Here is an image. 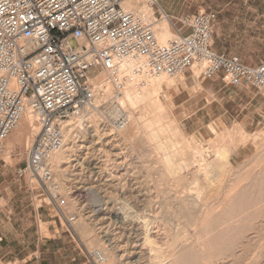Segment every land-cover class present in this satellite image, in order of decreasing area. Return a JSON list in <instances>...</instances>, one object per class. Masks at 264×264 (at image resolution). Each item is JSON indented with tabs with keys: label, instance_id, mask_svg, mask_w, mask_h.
<instances>
[{
	"label": "rangeland",
	"instance_id": "obj_1",
	"mask_svg": "<svg viewBox=\"0 0 264 264\" xmlns=\"http://www.w3.org/2000/svg\"><path fill=\"white\" fill-rule=\"evenodd\" d=\"M165 1L167 2L165 10L168 12L163 11L160 16L157 8L154 7L152 8L154 15H151L148 8L149 14L148 18L144 19L145 23L161 21L163 14H166L170 21V31L175 34L171 27L175 24L179 28L182 18L197 12L214 11L217 13V25L213 36L215 50L236 56L247 65H254L264 60V0ZM129 2L130 0H127V3ZM147 4L148 0H141L138 9L134 10L140 18H143L141 8ZM152 28L157 35L154 24ZM193 71L194 76L197 77L199 71L195 67ZM182 78L181 74L167 78L157 95L166 111L164 122L175 124L177 134H181V138L176 136L181 140L183 138L179 147L167 150L170 152V156L167 155L171 157L170 159L164 154L165 140H162L165 141L164 144H158L157 147V144L148 142L149 128L146 125L140 126L146 124V119H143L144 115H148V110L144 109L146 104L141 101L136 105L123 103L129 122L132 123L134 119L136 123L141 122L133 131L138 132L130 136L131 138L125 134L131 127L130 124L114 138L111 134L100 133L99 140L91 134L84 135L79 125V138L77 137L73 144L75 151L74 149L72 151L81 159L86 158L83 161V173L81 171V177L76 175L80 172L76 161L61 166L65 170L64 185H61L68 189L65 194L71 192L67 197L69 207L66 214L77 215L71 226L64 225L62 220L54 217L53 211L48 210L46 204L39 201L41 198L35 197L40 192L37 184H34L36 190L31 194L26 179L16 176L15 170L25 163L28 144L26 145L24 141L26 134H30V130L26 132L23 126L18 127L19 131L22 129L24 136L15 145L11 160L7 162L9 167L6 168L10 175L8 180L13 194L9 201H0V211H2L0 232L4 235L0 264H32L35 256H38L41 264H46L54 243L55 250L65 254L88 256V252L92 249H98L105 255L108 248L103 242L104 239L100 238L103 233H98V227L101 225L94 226L90 221L82 219L88 216L86 214L88 210L95 207L92 205L96 204L99 207L102 199L106 202L115 200L114 208L119 210L118 215L128 218L131 223L135 221L133 227L148 226L143 229L150 241L144 242L143 251L149 258H153L149 262L145 260L144 264H173L171 259L170 263L164 259L165 250L169 248L172 239L177 243L179 242L177 240H180L186 246L183 257L185 264L188 262V264L190 262L264 264V128L257 133L245 135L246 139L241 136L239 137L241 139H237L238 137L233 141L227 139L208 148L203 147V144H209L216 137V131L211 127L209 130L212 133L208 134L185 131L177 121L176 113L172 108L170 91ZM168 80L170 82H167ZM172 81H175V85H168ZM98 121H101V118L98 117ZM16 131L9 139L15 136ZM191 136L194 140L191 139L192 142H189ZM97 141L100 144H95ZM86 147H89V152L84 157ZM99 149L101 152L104 151L102 154L105 153L106 156L101 154L104 166L95 169L96 161H93L95 158L92 156L98 153ZM117 153L121 154L116 156ZM74 158L75 156H72V159ZM98 170L100 172L96 173ZM223 198L225 199L221 203L225 204H220L221 206L213 211L211 217L201 224L197 223L195 216L192 215L194 209L187 208V210L183 206V202L190 199L201 214L206 210L207 205H213ZM116 203H119L118 206ZM138 210H144V213L140 215L136 214L137 212L134 214L127 212ZM115 215L98 214L96 219H102V226L108 225L104 231L109 238L116 232L117 225H113L115 220L117 222ZM131 233V230L125 229L123 238H120V245L125 243V237ZM53 236L56 238L51 239ZM58 236L60 241H57ZM142 242L143 240L139 241V244ZM152 250L160 251L156 253L157 251ZM110 257L111 262L105 264H123L111 254Z\"/></svg>",
	"mask_w": 264,
	"mask_h": 264
},
{
	"label": "built area",
	"instance_id": "obj_2",
	"mask_svg": "<svg viewBox=\"0 0 264 264\" xmlns=\"http://www.w3.org/2000/svg\"><path fill=\"white\" fill-rule=\"evenodd\" d=\"M125 1L0 0V154L30 110L38 131L15 174L26 179L31 194L38 185L35 197L64 225L71 226L77 215L66 214L71 192L65 194L50 159L66 142V122L76 120L86 136L117 137L129 124L121 101L128 85L174 78L194 67L200 78L220 72L227 85L264 93V60L247 65L213 48L216 12L182 18L181 28L160 44L152 25L123 6ZM148 4L161 16L159 0ZM102 73L105 80L98 82ZM88 257L103 264L98 249ZM32 264H41L38 256Z\"/></svg>",
	"mask_w": 264,
	"mask_h": 264
},
{
	"label": "bare ground",
	"instance_id": "obj_3",
	"mask_svg": "<svg viewBox=\"0 0 264 264\" xmlns=\"http://www.w3.org/2000/svg\"><path fill=\"white\" fill-rule=\"evenodd\" d=\"M127 3V0L123 3V6H125L126 8L134 11L136 9H138V5H140L141 3V0H130L129 3ZM147 6V7H146ZM148 8L150 9L151 11V15H154V12L151 8V6L149 4L147 5H144V7L141 8V11L142 12V15L141 18L143 21L144 19L147 17V15L149 14V10ZM141 13V12H140ZM148 18V17H147ZM146 18V19H147ZM145 19V20H146ZM155 22V23H154ZM154 22H150L149 24L155 26L154 29H156L157 31V39H158V42L160 44H165L169 38H171L170 36H174V33H172L170 31V21H169V18L167 17L166 14H163L162 16V20L159 21V20H155ZM199 74V73H198ZM181 76L183 77V74H181ZM198 77V76H197ZM98 82H103L105 80V76L102 74L98 75L97 78ZM167 80V77L165 76H161V77H157V78H154L152 80H149L144 86H139V87H135V86H131V85H128L125 90L123 91V94H122V99L121 101L124 103H130V104H133V105H136V103L138 102H143L146 104V106L144 107V109L146 108L148 110V116L146 118V116L144 115V119L146 121V124H140L139 122L136 123V119H132L133 122H129V124L131 125V127H129V129H127V131L125 132V134H127L126 136H128L129 138H131L130 136H132L133 134H135V132H138V131H135L133 132L134 130H136L138 128V124H140V126H144L146 125L148 128H149V134L148 135V142L153 143V144H157V146H159L160 144H164L165 142V146H164V150L166 151L164 154L167 156L169 155L170 156V152L167 151L168 149H171V148H177L179 147L178 145L181 143L182 140L180 139L181 138V134L178 135V130L176 129L175 127V124H172V123H165L164 122V119H165V116H166V111L164 110V107L162 105V103L160 102L161 100H159V98L157 97L158 95V92H160L159 90H161L163 88V86L165 85L164 82H166ZM167 82H170L169 80ZM173 82V83H172ZM171 83H168V85L170 86H174L175 85V81H172ZM164 84V85H163ZM167 84V83H166ZM98 102L97 100L94 101V105L97 106L98 105ZM144 114V113H143ZM146 114V113H145ZM141 118H142V115H141ZM139 118V119H141ZM131 120V118H130ZM76 120H73V121H68L65 123V138H66V142L65 144L63 145V147L53 153L51 155V159H50V162L52 164V169L54 171V173L57 175V177L60 180L61 184H63V181H64V177H63V173L65 170H63L61 168L62 164H68L70 163L71 161H76V165H77V169H80L79 171V174L77 172V176L79 175L81 177V171L83 170V164H84V159L86 160V158L84 159H81L78 154L74 155L73 154V151L72 149H74L73 147V144L75 143V140L77 139V137L79 138V134H80V131H79V124H77V122H74ZM175 123V122H174ZM19 126H23V130H27L29 131L30 130V134H26V137H25V144H29L31 142V139H33V137L36 135L37 131H38V128L37 126L35 125V121H34V117H33V114L31 113L30 110H27L22 119H21V122L19 124ZM18 126V127H19ZM145 126L146 129H148L147 127ZM140 127V129H141ZM19 128H17V131L15 133V136L11 139H9V136L8 137V141L6 140L5 141V144H4V147L6 146V148H4V150L1 152L0 154V157L3 158L6 162H8L9 160H11V154L14 150V147L15 145L21 141V139L23 138V131L21 129V131L18 130ZM125 130V129H124ZM123 130V131H124ZM13 131V132H15ZM122 131V132H123ZM12 132V133H13ZM11 133V134H12ZM25 133V131H24ZM120 133V132H119ZM176 133V134H175ZM216 133V137L209 142V144L205 143L203 144L202 146L205 147V148H208L209 146H212L213 144H217V143H220L222 141H225L227 139H229L230 141H233L234 139H241L239 137L243 136L245 137L244 139H246V136L247 134L243 133L242 129H240L239 127H234L232 129H227L226 131H222L220 133L218 132H215ZM124 134V135H125ZM119 135V134H118ZM176 135H178L179 137H177ZM163 136V139H161ZM81 137V136H80ZM115 137V136H114ZM113 137V138H114ZM161 137V138H160ZM137 138V137H136ZM97 139V138H96ZM125 139V138H124ZM161 139V140H160ZM194 140V138L191 136L190 137V140ZM244 139H242V141H245ZM99 140V138H98ZM162 140H165L162 142ZM189 141V142H192ZM101 141V139H100ZM7 142V144H6ZM188 142V143H189ZM195 142V141H194ZM187 143V142H186ZM95 144H100L99 141H97ZM152 144V145H153ZM159 144V145H158ZM182 144V143H181ZM180 144V145H181ZM190 144V143H189ZM119 146V145H118ZM192 146V145H191ZM102 148V146H101ZM160 148V147H158ZM163 148V147H162ZM82 149V148H81ZM86 152H85V156L86 157L88 154V149L89 147H86ZM187 149H188V146H187ZM157 150V149H156ZM159 150V149H158ZM172 150V149H171ZM75 151V149H74ZM160 151V150H159ZM181 151V150H180ZM183 151V150H182ZM202 151V150H201ZM104 152V151H103ZM100 151V149L98 150V153L94 154L92 157H94L95 159H93V161H96L94 163V168L95 169H100L99 167H101L104 163H103V158H101V154L103 153ZM163 152V150H162ZM172 152V151H171ZM81 153V151H80ZM105 154V153H104ZM102 154V155H104ZM106 154H108L106 152ZM121 153H117L116 156H119ZM179 154V153H178ZM182 154V153H181ZM172 155V154H171ZM72 156H75L74 159H72ZM106 156V155H104ZM166 156H164V159L166 158ZM89 157V156H88ZM168 157V156H167ZM108 158V157H107ZM171 157H168L167 159H170ZM2 159V160H3ZM89 159V158H88ZM101 159V160H100ZM106 159V158H105ZM166 159V160H167ZM165 160V161H166ZM108 161V159H107ZM101 162V163H99ZM168 162V161H167ZM170 162V160H169ZM107 163V162H106ZM166 163V162H165ZM100 166H97L99 165ZM106 165V164H105ZM97 166V167H96ZM104 166V165H103ZM107 169V168H106ZM67 172V171H66ZM100 172V170L96 171V173ZM83 173V171H82ZM95 173V171H94ZM100 174V173H99ZM67 175V174H66ZM83 175V174H82ZM84 176V175H83ZM63 177V178H62ZM74 177V176H73ZM76 177V176H75ZM77 178V177H76ZM79 180V179H78ZM112 180V179H110ZM67 181V180H66ZM79 182V181H78ZM76 181V183H78ZM115 182V181H114ZM113 183V182H112ZM118 184V182H117ZM121 184V183H120ZM119 184V185H120ZM115 186V185H114ZM64 190H66V187L65 186H62ZM89 189V188H88ZM92 189V188H90ZM118 189V188H117ZM231 194H229L230 196ZM189 196V195H188ZM103 198V197H102ZM105 198V197H104ZM110 198V197H109ZM183 199V198H182ZM186 199V198H185ZM197 199V198H196ZM225 198L221 199V201H217V203H214L213 205H210L206 208L205 211H203L201 214H199L200 212L197 210L196 208V205L195 203H192V201H190V199L186 200L183 202V206H185V208H190V209H194L192 215H194V219L197 221V223L201 222L204 223L209 217H211L213 211L218 208L219 206H221L222 204H225V203H221L222 201H224ZM102 204L99 205H92V206H95L93 209H90L86 212V214H88V216H86L85 218H82L84 219V221H90L94 226L96 225H101L100 227H98V230H99V234H102L100 236L101 239H104L103 242H105V246L106 248H108L106 250V254L104 255V252H103V256H104V261H103V264L105 263H109L111 262V257H110V254L111 256H114V259L116 260H119V262H122L123 264H144L145 260H151L153 257H150L147 256V253L144 252V242H146L147 240L150 241L149 237H148V234L146 233V231H144V227L147 226H134L133 227V223L135 221H133V223L130 222V220H128V218L126 217H123V216H119L118 215V209L117 208H114V205H115V200H111V202H106L104 201V199H102ZM193 200V199H192ZM207 200V199H206ZM205 200V201H206ZM187 201H190V202H187ZM210 201V200H209ZM216 202V201H215ZM99 204V202H98ZM119 203H116V205L118 206ZM211 204V203H210ZM221 204V205H220ZM203 205V204H202ZM200 205V206H202ZM205 206V205H204ZM202 208V207H200ZM130 209V208H129ZM126 210V209H125ZM188 210V209H187ZM200 210V209H199ZM144 210H138V211H127L128 213L130 214H134V212H137L136 214H142L144 213L143 212ZM146 211V210H145ZM192 211V210H190ZM201 211V210H200ZM127 214L126 211H123ZM85 214V215H86ZM98 214H116L114 217H116L117 219V222L116 220L113 222V225H117V227L115 228L116 232L114 234H112V236L109 238L107 237V235L105 234L106 232L104 231L105 229L108 228V225L107 226H102L103 222H102V219H99V220H96L97 219V216ZM149 214V213H148ZM156 215V214H155ZM191 215V216H192ZM128 216V215H127ZM136 217V216H135ZM134 218V217H133ZM193 218V217H192ZM151 219V218H150ZM190 219V218H189ZM97 221V222H96ZM83 222V221H82ZM145 222V221H144ZM150 222V221H149ZM170 222V221H169ZM85 223V222H84ZM83 223V224H84ZM90 223V224H91ZM82 224V225H83ZM148 224V223H147ZM170 224V223H169ZM85 225V224H84ZM83 225V226H84ZM149 225V224H148ZM168 225V224H167ZM188 225V224H187ZM148 227V226H147ZM180 227H183V226H180ZM179 227V228H180ZM129 229L132 231V233L130 235H127L125 237L126 241L124 244L120 245V242H121V239L120 238H123L124 236V232H125V229ZM177 228V227H176ZM171 229V228H170ZM187 229V228H186ZM97 230V229H96ZM97 233V234H98ZM178 233V232H177ZM177 236V235H176ZM186 236V235H185ZM168 237V236H167ZM183 237V235H182ZM172 238V237H171ZM120 239V240H119ZM183 239V238H182ZM143 240L142 244H139V241ZM155 240V239H154ZM152 241V240H151ZM179 241L178 243L174 240L173 242V239H172V242L171 244L169 243L168 247L166 250H165V260L167 259V261L170 263V259H171V262H173V264H185V259L183 258L185 253H186V246L180 242V240H177ZM200 243V242H199ZM153 245V244H152ZM167 246V245H166ZM190 246V245H189ZM201 246V245H200ZM160 249V248H158ZM153 252L157 251L156 253H158L159 251L158 250H152ZM110 254H109V253ZM194 252V251H193ZM120 253V254H119ZM152 253V252H150ZM161 253V252H160ZM191 253V252H190ZM119 254V255H118ZM196 254V253H195ZM191 255V254H190ZM187 256V255H186ZM185 256V257H186ZM119 257V258H118ZM190 257V256H189ZM203 257V256H202ZM188 258V257H187ZM186 258V260H187ZM196 258V257H195ZM198 258V257H197ZM201 258V257H200ZM202 260V259H201ZM210 260V259H209ZM208 260V261H209ZM163 261V260H162ZM189 261V260H187ZM200 261V260H199ZM235 261V260H234ZM165 262V261H164ZM211 262V261H210ZM242 262V261H241ZM167 263V262H166ZM189 263V262H188ZM187 263V264H188ZM192 262H190L191 264ZM237 263V262H236ZM164 264V263H163ZM171 264V263H170ZM192 264H200V263H196V262H193ZM202 264H208V263H202ZM212 264V263H211ZM240 264V263H239Z\"/></svg>",
	"mask_w": 264,
	"mask_h": 264
},
{
	"label": "crops",
	"instance_id": "obj_4",
	"mask_svg": "<svg viewBox=\"0 0 264 264\" xmlns=\"http://www.w3.org/2000/svg\"><path fill=\"white\" fill-rule=\"evenodd\" d=\"M166 6L165 0H159V8L165 13L168 12L165 10ZM179 28L175 24L171 27L173 32ZM170 98L177 121L185 131L194 134L212 133L210 127L219 132L237 126L245 134H254L264 128V93L244 85H227L220 72L208 78H200L194 76L193 70L186 71L182 80L170 91ZM8 167L7 162L0 159V201L4 202L9 201L13 194L8 180ZM55 238L53 236L51 239ZM57 241H60V237ZM3 242L4 235L0 232V250ZM46 264L93 263L88 256L55 250L54 243Z\"/></svg>",
	"mask_w": 264,
	"mask_h": 264
}]
</instances>
